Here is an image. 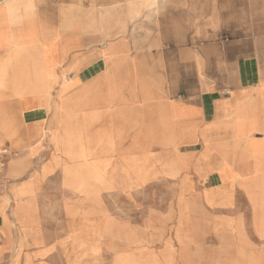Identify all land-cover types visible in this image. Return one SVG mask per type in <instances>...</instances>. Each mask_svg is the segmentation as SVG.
I'll list each match as a JSON object with an SVG mask.
<instances>
[{"label": "crops", "instance_id": "1", "mask_svg": "<svg viewBox=\"0 0 264 264\" xmlns=\"http://www.w3.org/2000/svg\"><path fill=\"white\" fill-rule=\"evenodd\" d=\"M172 3L153 48L100 20L88 40L68 0H0V264H84L68 231L148 169L199 196L226 257L264 264V0Z\"/></svg>", "mask_w": 264, "mask_h": 264}, {"label": "rangeland", "instance_id": "2", "mask_svg": "<svg viewBox=\"0 0 264 264\" xmlns=\"http://www.w3.org/2000/svg\"><path fill=\"white\" fill-rule=\"evenodd\" d=\"M68 3L83 7L88 40L94 37L100 22L104 41L124 34L135 37L140 46L150 42V47L157 48L174 40L168 36L174 30L172 0H68ZM78 14L81 13L76 12V7L70 6L71 24ZM204 22L198 19L197 29L205 26ZM207 38L198 35L195 40L201 43ZM63 148H68V142H64ZM150 171L145 172L144 182L138 186H127L126 198L113 194L112 202L96 204L97 226L92 235V228L71 231L66 228L69 235L63 245L76 251L68 254L69 259L73 256L74 263L83 260L84 264H236V259L226 257L221 249L220 229L202 224L207 214L201 211L199 196L188 195L187 186L168 182L162 175L153 177ZM90 174L95 181L102 179L98 165ZM65 176L70 180L75 173L68 172ZM108 209L112 217L109 214L106 217Z\"/></svg>", "mask_w": 264, "mask_h": 264}]
</instances>
